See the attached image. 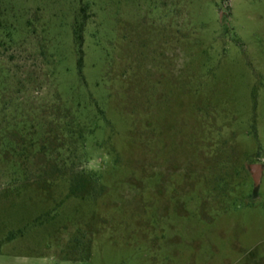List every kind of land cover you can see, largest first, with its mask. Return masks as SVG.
<instances>
[{
    "label": "rangeland",
    "instance_id": "374dc122",
    "mask_svg": "<svg viewBox=\"0 0 264 264\" xmlns=\"http://www.w3.org/2000/svg\"><path fill=\"white\" fill-rule=\"evenodd\" d=\"M0 264H264V0H0Z\"/></svg>",
    "mask_w": 264,
    "mask_h": 264
},
{
    "label": "water",
    "instance_id": "95a60500",
    "mask_svg": "<svg viewBox=\"0 0 264 264\" xmlns=\"http://www.w3.org/2000/svg\"><path fill=\"white\" fill-rule=\"evenodd\" d=\"M251 169L255 174L256 190H259V187L261 185V166L251 165Z\"/></svg>",
    "mask_w": 264,
    "mask_h": 264
},
{
    "label": "trees",
    "instance_id": "16d2710c",
    "mask_svg": "<svg viewBox=\"0 0 264 264\" xmlns=\"http://www.w3.org/2000/svg\"><path fill=\"white\" fill-rule=\"evenodd\" d=\"M222 4H228L231 0H220ZM77 33V39H78V44L79 46L81 47L82 45V34L80 32V29L76 31ZM82 52V49L80 50ZM82 62H83V58L81 57L80 59V66L82 65Z\"/></svg>",
    "mask_w": 264,
    "mask_h": 264
}]
</instances>
